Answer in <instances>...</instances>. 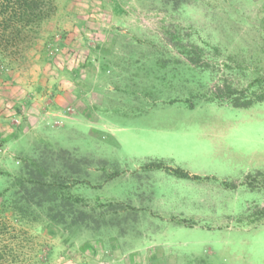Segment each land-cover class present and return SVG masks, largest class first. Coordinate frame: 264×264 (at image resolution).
I'll use <instances>...</instances> for the list:
<instances>
[{
    "label": "rangeland",
    "instance_id": "obj_1",
    "mask_svg": "<svg viewBox=\"0 0 264 264\" xmlns=\"http://www.w3.org/2000/svg\"><path fill=\"white\" fill-rule=\"evenodd\" d=\"M52 3L0 70V192L12 196L45 139L92 163L81 195L121 206H99L105 218L69 243L0 209L3 264H264V179L246 184L264 173V102L205 101L210 72L178 50L197 48L212 67L218 57L236 87L264 82V0ZM151 161L198 179L143 168Z\"/></svg>",
    "mask_w": 264,
    "mask_h": 264
},
{
    "label": "trees",
    "instance_id": "obj_2",
    "mask_svg": "<svg viewBox=\"0 0 264 264\" xmlns=\"http://www.w3.org/2000/svg\"><path fill=\"white\" fill-rule=\"evenodd\" d=\"M52 5V0H0V70L13 65L12 57L16 61V54L24 51L21 45L23 38L32 34L50 16ZM178 47L187 65L209 71L213 78V87L203 95L205 101L228 103L236 108H249L255 103L264 102V82L260 78L246 88L236 87L230 78L219 77L222 68L218 65V57L217 65L212 67L211 60L200 55L197 48H187L181 43ZM175 62L181 64L179 59ZM175 102L178 100L171 101ZM194 107L190 103V108ZM40 146L42 148L35 150L36 157L24 158L22 174L12 183V188H15L12 196H8L11 189L0 192V209L4 213L11 214L22 228L37 229L48 234L61 230L66 237L64 243H69L77 232L105 218L104 213L98 212L99 206L110 207L113 213L118 212L115 207L121 204L101 205L97 202L96 205L78 192L83 186H91L88 176L92 164L82 157L78 149H67L56 141L45 139L41 140ZM143 168L162 170L182 179H198L187 171L167 166L163 161L148 162ZM121 174L117 170L111 171L106 174L105 182ZM260 178L264 179V173L249 175L246 184L250 188H258L256 183ZM261 188L264 189V185ZM84 248L82 245L79 250ZM66 249L71 250L70 246H66ZM3 262L4 257L0 255V264Z\"/></svg>",
    "mask_w": 264,
    "mask_h": 264
},
{
    "label": "crops",
    "instance_id": "obj_3",
    "mask_svg": "<svg viewBox=\"0 0 264 264\" xmlns=\"http://www.w3.org/2000/svg\"><path fill=\"white\" fill-rule=\"evenodd\" d=\"M60 106V105H59ZM78 118H71L70 116H62L60 119L63 120V122L66 124H77V122L81 121V118H84L85 116L81 113H79ZM84 116V117H83ZM76 122V123H73Z\"/></svg>",
    "mask_w": 264,
    "mask_h": 264
}]
</instances>
